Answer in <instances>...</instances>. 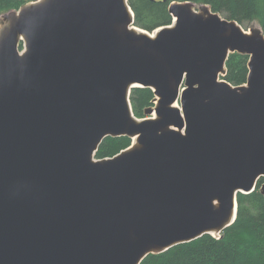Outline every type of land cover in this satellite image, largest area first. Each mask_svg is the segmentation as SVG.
I'll return each instance as SVG.
<instances>
[{"label":"water","instance_id":"1","mask_svg":"<svg viewBox=\"0 0 264 264\" xmlns=\"http://www.w3.org/2000/svg\"><path fill=\"white\" fill-rule=\"evenodd\" d=\"M168 11L152 32L128 0L0 16V264H140L220 236L264 178L262 30L207 4ZM234 52L249 57L237 86L221 78ZM134 87L155 94L142 118ZM119 136L131 144L94 158Z\"/></svg>","mask_w":264,"mask_h":264},{"label":"trees","instance_id":"2","mask_svg":"<svg viewBox=\"0 0 264 264\" xmlns=\"http://www.w3.org/2000/svg\"><path fill=\"white\" fill-rule=\"evenodd\" d=\"M32 0H0V16L17 10ZM172 1H190L196 5L207 4L215 12L235 20L244 29L257 22L264 34V0H128L136 26L152 32L170 25L172 16L168 5ZM249 57L231 53L226 61L222 79L233 86L245 84L249 73ZM155 94L148 87H134L130 103L136 117H144V111L154 106ZM127 136L106 137L95 152V159L116 155L131 144ZM250 193H238L235 221L220 236L205 234L195 240L181 243L166 251L147 255L140 264H264V196L259 187Z\"/></svg>","mask_w":264,"mask_h":264},{"label":"rangeland","instance_id":"3","mask_svg":"<svg viewBox=\"0 0 264 264\" xmlns=\"http://www.w3.org/2000/svg\"><path fill=\"white\" fill-rule=\"evenodd\" d=\"M223 16V15H222ZM223 17H225V16H223ZM1 18V17H0ZM251 27H259L258 26V24H257V22H252L251 24ZM145 116V115H144ZM263 182V181H262Z\"/></svg>","mask_w":264,"mask_h":264},{"label":"bare ground","instance_id":"4","mask_svg":"<svg viewBox=\"0 0 264 264\" xmlns=\"http://www.w3.org/2000/svg\"><path fill=\"white\" fill-rule=\"evenodd\" d=\"M139 31V30H138ZM175 106H177V104H175ZM215 235V234H214ZM216 236V235H215Z\"/></svg>","mask_w":264,"mask_h":264}]
</instances>
